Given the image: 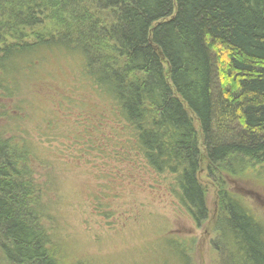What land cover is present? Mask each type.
Listing matches in <instances>:
<instances>
[{
  "label": "trees",
  "instance_id": "trees-1",
  "mask_svg": "<svg viewBox=\"0 0 264 264\" xmlns=\"http://www.w3.org/2000/svg\"><path fill=\"white\" fill-rule=\"evenodd\" d=\"M63 63L111 108L119 160L160 179L196 226L201 173L216 186L218 262L264 264V225L228 188L264 178V0H0V264H71L33 166L49 162L33 134L51 120L34 119L39 95L23 87ZM186 245L167 235L156 264H188Z\"/></svg>",
  "mask_w": 264,
  "mask_h": 264
},
{
  "label": "rangeland",
  "instance_id": "rangeland-1",
  "mask_svg": "<svg viewBox=\"0 0 264 264\" xmlns=\"http://www.w3.org/2000/svg\"><path fill=\"white\" fill-rule=\"evenodd\" d=\"M62 66L55 69L52 64L47 70L50 75L23 87L39 95L34 119L51 120L50 124L43 121L42 135L33 134L49 162L33 166L40 181L49 186L41 194L51 215L45 227L58 235L68 261L156 264L164 254L158 243L170 235L187 242L188 264H220L221 250L214 249L218 243L216 186L201 173L209 212L208 219L196 226L160 179L139 164L119 160L114 135L118 127L111 108L80 90L71 67ZM3 104L12 105L11 101ZM27 119L23 114L14 124L23 121L27 129L31 125ZM232 179L228 188L244 198L264 225V178L248 172L242 180Z\"/></svg>",
  "mask_w": 264,
  "mask_h": 264
}]
</instances>
